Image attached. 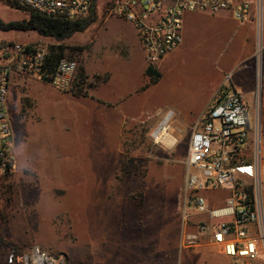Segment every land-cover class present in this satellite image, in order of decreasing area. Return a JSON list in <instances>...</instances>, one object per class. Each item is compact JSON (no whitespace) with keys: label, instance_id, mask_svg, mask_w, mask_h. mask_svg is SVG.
Instances as JSON below:
<instances>
[{"label":"rangeland","instance_id":"1","mask_svg":"<svg viewBox=\"0 0 264 264\" xmlns=\"http://www.w3.org/2000/svg\"><path fill=\"white\" fill-rule=\"evenodd\" d=\"M112 2L97 0L93 24L61 43L85 48L72 57L67 53L66 59L78 66L85 54L91 56V35ZM27 18L26 11L0 2L3 23ZM107 26L111 37L112 21ZM15 43L47 48L60 44L34 31L0 29L1 45ZM224 82L222 91L230 87ZM83 91L90 96L91 88ZM254 96L246 99L251 125ZM154 101L142 115L126 117L105 105L95 110L85 103L82 119L76 126L70 122L67 156L60 167L54 157L50 165L43 157L37 166H17L15 173L0 177V264H21L13 250L23 254L33 246L53 255L58 264H229L208 247H180L184 217L196 220L184 199V160L199 103L183 108L169 95ZM169 111L174 114L168 133L175 142L164 146L151 133ZM261 112L264 118V106ZM262 129L264 144V124ZM222 194L215 195L221 200Z\"/></svg>","mask_w":264,"mask_h":264},{"label":"built area","instance_id":"2","mask_svg":"<svg viewBox=\"0 0 264 264\" xmlns=\"http://www.w3.org/2000/svg\"><path fill=\"white\" fill-rule=\"evenodd\" d=\"M45 16L77 20L89 15L93 0H12ZM130 22L147 65L156 69L183 42V15L227 12L239 24H255V114L244 95L219 89L191 131L184 160V199L196 220L184 217L181 249H212L234 264L264 262V20L262 0H113L107 9ZM77 63L51 62L47 46L0 44V177L16 169L13 133L6 110L13 73L37 78L61 92H77ZM230 80V74L226 81ZM155 142L168 146L164 137ZM161 136V135H160ZM217 192H223L221 200ZM21 264H58L39 246L20 256ZM12 256L10 257V262Z\"/></svg>","mask_w":264,"mask_h":264},{"label":"crops","instance_id":"3","mask_svg":"<svg viewBox=\"0 0 264 264\" xmlns=\"http://www.w3.org/2000/svg\"><path fill=\"white\" fill-rule=\"evenodd\" d=\"M101 20L92 29L91 56L85 54L83 61H79L88 79L98 78L90 96L58 91L37 78L11 75L6 110L16 158L13 173L17 166H37L38 160L44 161L43 157L48 158L49 165L51 157L61 165L62 157L67 156L70 122L76 126L78 119H82L85 103L95 110L100 104L105 105L117 116L126 117L142 115L155 99L169 95L177 98L183 108L199 103L194 114L197 121L213 95L224 88L229 74L230 87L226 92L239 90L246 99L255 94V67L251 60L255 48L254 22L239 25L227 12H186L182 45L154 69L159 77L151 84L146 75L149 66L133 25L108 12ZM111 21L115 31L109 37L106 31Z\"/></svg>","mask_w":264,"mask_h":264},{"label":"trees","instance_id":"4","mask_svg":"<svg viewBox=\"0 0 264 264\" xmlns=\"http://www.w3.org/2000/svg\"><path fill=\"white\" fill-rule=\"evenodd\" d=\"M1 3L7 5L11 8L17 10H23L28 13V18L26 20L14 21L10 23H3L0 20V29L1 30H18V31H34L38 35L51 38L56 42L60 43L58 45H49V58L54 64L57 63L60 59L66 58L67 53L69 57L74 56V54H80L84 51V47H69L67 45L61 44L63 41L67 40L75 34L85 32V30L91 25L96 19V2L97 0L92 1L90 13L87 17L77 20H68L58 16H45L33 11L27 10L12 0H0ZM146 75L149 78V83L154 84L158 79L157 72L148 67ZM76 85L78 86V91L74 92L75 95L86 96L83 89L91 88L98 82V78L95 77L94 82L88 81L87 76L84 73L83 67L79 64L76 71ZM20 255L16 249L13 250V257L16 261L20 260Z\"/></svg>","mask_w":264,"mask_h":264},{"label":"bare ground","instance_id":"5","mask_svg":"<svg viewBox=\"0 0 264 264\" xmlns=\"http://www.w3.org/2000/svg\"><path fill=\"white\" fill-rule=\"evenodd\" d=\"M174 113L172 111L167 112L164 115L163 120L160 122V124L153 130V135H158L160 138L164 137L168 143L169 146H171L175 142L174 137H170L168 130L170 128V122L172 121V115ZM161 135V136H160Z\"/></svg>","mask_w":264,"mask_h":264}]
</instances>
